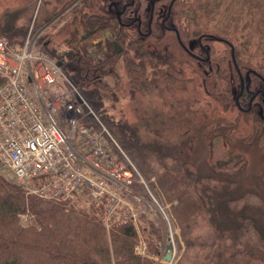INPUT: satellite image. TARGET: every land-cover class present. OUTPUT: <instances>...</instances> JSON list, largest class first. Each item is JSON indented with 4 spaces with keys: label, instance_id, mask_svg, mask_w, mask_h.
I'll list each match as a JSON object with an SVG mask.
<instances>
[{
    "label": "rangeland",
    "instance_id": "obj_1",
    "mask_svg": "<svg viewBox=\"0 0 264 264\" xmlns=\"http://www.w3.org/2000/svg\"><path fill=\"white\" fill-rule=\"evenodd\" d=\"M253 5L247 9L251 20L247 16L241 22L244 31L251 30V44H260V58L264 55V0H253ZM84 7L81 0H0V18L7 14L26 26L28 33L36 32L38 39L44 36L41 44L46 40L64 43L73 29L85 34L79 12ZM212 45L217 57L225 56V42L217 40ZM61 47L67 49L64 44ZM120 51L114 73L103 76L102 84L92 83L106 94L100 109L137 126L148 145L149 164L159 175L169 171L176 178L174 189L163 187L157 175L147 179L121 145L112 147L108 127L85 98L89 107L79 118L91 114L97 120L101 129L92 127L104 136L110 155L121 161L127 180L109 181L120 198L110 219L105 201L86 192L68 199L83 208L101 203L107 228L114 221H131L138 230L136 252L153 257L158 264H214L226 257L227 264H264V126L256 125L233 101L228 105V100H220L227 84L212 83L216 72L208 82L189 67L170 76L167 70L156 72L151 67L129 75L126 61L132 52ZM67 115L60 112L57 121L81 154L83 169L90 175L103 174L101 168L91 169L90 148L80 145L78 132L69 131ZM0 172L15 181L9 169ZM31 183H27L30 188L37 185ZM25 219L22 216V222ZM152 225L161 229L159 238L151 233ZM153 238L156 253L149 245ZM169 243L172 249L167 248ZM167 251L170 260L165 258Z\"/></svg>",
    "mask_w": 264,
    "mask_h": 264
},
{
    "label": "trees",
    "instance_id": "obj_2",
    "mask_svg": "<svg viewBox=\"0 0 264 264\" xmlns=\"http://www.w3.org/2000/svg\"><path fill=\"white\" fill-rule=\"evenodd\" d=\"M150 1L81 0V4L85 6L82 8L83 20H87L82 23L86 29L85 34L80 35L79 31L73 29L64 43H50L51 40H46L43 44L40 40L44 36H41L37 38V48L61 63L72 82L96 109L100 120L108 127L117 140L115 141L130 155L139 171L147 179L157 175L163 187L167 185L166 189L173 190L176 178L169 171L159 175L152 168L148 159V145L142 140L137 126L128 120H115L100 109L106 94L92 83L102 84L103 76L114 73L112 67L122 51L112 50V53H107L102 59L91 58L90 51L99 46L96 40L109 31V35L122 46L123 52L131 49L129 52L132 54H128L126 61L129 75L146 72L151 67L156 72L167 70L166 74L170 76L174 70L178 73L188 67L195 70L196 61L183 45L193 50L200 37L202 43L209 45L207 51L212 56L211 61L204 65L202 82H208L216 72V81L212 83L217 86L219 83L227 84V88L221 90L224 96L220 100H228V105L233 101L241 112V106H248L249 93L241 97L239 103L234 102L231 92L233 86L229 85V66L233 64L236 67V80L232 83L236 85L238 92L241 75L245 85L249 78L251 83H258L257 76L264 77V55L258 57L260 44H251L254 42L248 32L251 30L248 27L249 30L244 31L245 27L241 22L247 16L251 20L247 9L255 6L253 0H154L157 8L160 6L159 8L164 7L166 10L162 11L163 15L159 18L153 16L149 27L147 21L150 12L147 5L151 7ZM113 2L118 9L124 5L120 17H117L114 6L108 7ZM135 5L139 9L137 18L144 22L140 31L147 32L145 34H140L137 30L138 22H128L134 19L127 13L133 11ZM2 17L0 34L6 36L13 45H22L28 35V28L19 26L7 14ZM163 19L165 22H161ZM97 20L102 22H95ZM172 26L176 29L171 28ZM217 40L227 45L225 57L220 58L213 53L212 43ZM62 44L67 49H63ZM197 47L199 48V44ZM210 64L214 70L209 71ZM217 69L220 71H216ZM253 120L256 125L264 126V121L256 118ZM80 122L94 126L97 130L101 129L91 114L85 115ZM111 144L115 147L112 142ZM102 206L100 203L98 206L83 208L74 203L73 199L45 198L29 192L18 182L0 174V264H158L153 257L136 252L138 230L131 221H114L107 228ZM22 216H25V222H22ZM143 230L146 231L145 228ZM151 231L154 236H161L159 227L152 225ZM182 236H186L184 228ZM154 239L150 240L149 245L156 253ZM214 264H227V257L223 262Z\"/></svg>",
    "mask_w": 264,
    "mask_h": 264
},
{
    "label": "built area",
    "instance_id": "obj_3",
    "mask_svg": "<svg viewBox=\"0 0 264 264\" xmlns=\"http://www.w3.org/2000/svg\"><path fill=\"white\" fill-rule=\"evenodd\" d=\"M88 107L59 63L36 50L34 37L14 46L0 34V168L11 169L22 183L37 180L32 191L43 197L64 199L87 192L106 202L110 219L120 198L109 181L119 184L128 172L110 155L104 136L80 122ZM60 112L68 114L69 131L82 137L80 145L90 148L91 169L101 168L103 174L84 171L69 132L58 124ZM107 133L113 148L120 149Z\"/></svg>",
    "mask_w": 264,
    "mask_h": 264
},
{
    "label": "flooded vegetation",
    "instance_id": "obj_4",
    "mask_svg": "<svg viewBox=\"0 0 264 264\" xmlns=\"http://www.w3.org/2000/svg\"><path fill=\"white\" fill-rule=\"evenodd\" d=\"M151 7L149 5H147V9L150 12V18L147 21L149 24V27L151 26V22L153 19V16H156V18H159L160 16L163 15V10L165 11L166 8L161 7V8H157V5L155 4L154 0H151ZM112 6H114L116 8L115 13L117 15V17H120L122 15V12L124 11V5L121 7V9H118L115 2L109 4V8H111ZM138 5H135L133 11L128 12V15H132V17L134 19H130L128 22L133 23V22H138L137 23V27H138V31L140 32V34H145L147 32L145 31H140V27L141 24H143V20H141L140 18H137V14H139L138 11ZM79 12H81V14L83 13V9H81V11L79 10ZM157 14V15H156ZM83 17V15H82ZM79 21V20H78ZM83 22H86L85 20H81ZM95 22H102V21H95ZM119 22L120 19H119ZM161 22H165V19L161 20ZM126 24V23H125ZM133 25V24H132ZM136 27V28H137ZM171 28L176 29V27L172 26ZM134 29H131V32H133ZM178 33L177 30H175ZM178 38L180 40V37L178 35ZM97 44L99 45L97 47V49L95 50H91L90 51V55L91 58H97V59H102L103 57L106 56V54L108 53H112L113 51H117L116 45L121 47L122 50V46L112 38L111 35H109V31H106V35H100V37L96 40ZM197 44L194 48V46L192 48H194L193 50H189L185 45H183V48H185L186 52L196 61V64L194 65V71L197 72V74H199V72H203L204 71V65L206 64V62H210L211 61V54L207 51V48L209 47V45H205L204 43H202V41L199 40L196 41ZM116 43V45H115ZM195 44V43H194ZM199 44V48L197 47ZM120 52V51H117ZM204 53L206 54V56H204ZM233 54V53H232ZM233 56V55H232ZM225 57V56H224ZM193 60V61H194ZM209 71L214 70L212 65L210 64L208 66ZM235 70L236 67L229 66L228 72L230 73L229 75V79L231 81V83L229 84L230 86H233L231 89V92L233 93L232 97L235 98V101L239 103L240 98L244 97L247 93H249V98H248V106H241L240 108L243 110L242 112L247 116V117H251V118H256V119H260L262 121H264V77L263 76H257L259 78V82L258 83H251V78H249L247 84L245 85V80L243 78V76L241 75V86L239 91L237 92L236 90V85H234L233 83L236 80L235 77ZM216 71H220V69H217ZM217 72V73H218ZM224 72H227L226 70H224ZM233 82V83H232ZM225 86V84H224ZM246 88V90L244 91V89ZM245 100V99H244Z\"/></svg>",
    "mask_w": 264,
    "mask_h": 264
},
{
    "label": "water",
    "instance_id": "obj_5",
    "mask_svg": "<svg viewBox=\"0 0 264 264\" xmlns=\"http://www.w3.org/2000/svg\"><path fill=\"white\" fill-rule=\"evenodd\" d=\"M115 45H116V43H115ZM117 51H120L121 50V47L120 46H117L116 45V48H115ZM172 243H169L168 245H167V248L168 249H172ZM165 258L167 259V260H170L171 258H172V255H171V253L169 252V251H167L166 252V255H165Z\"/></svg>",
    "mask_w": 264,
    "mask_h": 264
}]
</instances>
